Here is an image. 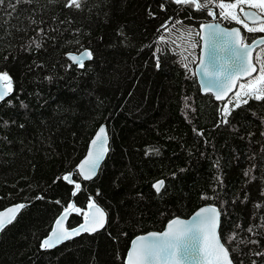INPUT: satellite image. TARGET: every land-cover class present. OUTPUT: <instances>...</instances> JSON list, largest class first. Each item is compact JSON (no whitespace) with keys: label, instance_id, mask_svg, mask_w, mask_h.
Segmentation results:
<instances>
[{"label":"trees","instance_id":"1","mask_svg":"<svg viewBox=\"0 0 264 264\" xmlns=\"http://www.w3.org/2000/svg\"><path fill=\"white\" fill-rule=\"evenodd\" d=\"M237 1L0 0L11 89L0 103V211L25 205L0 235V264H125L136 236L209 204L234 264H264V53L227 102L201 94L194 73L200 25L218 17L216 3ZM86 49L82 66L66 57ZM102 124L109 153L85 182L77 166ZM73 199L69 227L91 200L107 226L44 250Z\"/></svg>","mask_w":264,"mask_h":264},{"label":"water","instance_id":"2","mask_svg":"<svg viewBox=\"0 0 264 264\" xmlns=\"http://www.w3.org/2000/svg\"><path fill=\"white\" fill-rule=\"evenodd\" d=\"M75 2L78 0H74ZM185 2L191 0H175ZM243 20L249 25L264 22V16L253 8H244ZM200 54L195 76L201 94L211 95L217 102H226L241 82L258 73L255 52L264 46V35L245 42L240 26L227 27L213 17L200 25ZM67 59L82 66L92 59L86 49L69 52ZM11 94L9 84L0 74V103ZM110 135L102 124L89 142L85 156L77 166L80 178L89 182L95 179L109 153ZM72 181L71 175L67 176ZM163 181L155 184L160 191ZM24 204H14L0 211V235L18 217ZM79 212L74 199L53 223L52 229L42 240L46 251L53 250L85 234L102 231L108 222V213L96 201L87 205L85 217L76 226L69 227L71 214ZM222 214L215 204L198 208L188 218L174 217L162 231H151L136 236L126 253L125 264H234L230 252L222 241L220 228Z\"/></svg>","mask_w":264,"mask_h":264},{"label":"rangeland","instance_id":"3","mask_svg":"<svg viewBox=\"0 0 264 264\" xmlns=\"http://www.w3.org/2000/svg\"><path fill=\"white\" fill-rule=\"evenodd\" d=\"M215 5L218 9V11L216 12L219 16L218 19L220 20V22L222 21L229 24L242 25L246 30V34L256 32L264 33V25H258L253 27L248 24H245L239 14V11L245 7H254L256 9L258 7L261 12H264V0H238L235 4L232 3L229 6H224L221 3H216ZM263 53L264 50H259L256 55V58L259 57L258 55L261 56V54Z\"/></svg>","mask_w":264,"mask_h":264},{"label":"flooded vegetation","instance_id":"4","mask_svg":"<svg viewBox=\"0 0 264 264\" xmlns=\"http://www.w3.org/2000/svg\"><path fill=\"white\" fill-rule=\"evenodd\" d=\"M259 13H260L261 15H264V13H261L260 10H259ZM244 23H245V22H244ZM262 25H264V23H262ZM240 26H241V28H242V30H243V33H244V35H245V37H246L247 42H251L252 40H254L255 38H257L258 36L264 35L263 32H256V33H248V34H246V30L244 29V27H243L242 25H240ZM253 27H255V26H253ZM247 37H249V38H247ZM250 38H251V39H250Z\"/></svg>","mask_w":264,"mask_h":264},{"label":"bare ground","instance_id":"5","mask_svg":"<svg viewBox=\"0 0 264 264\" xmlns=\"http://www.w3.org/2000/svg\"><path fill=\"white\" fill-rule=\"evenodd\" d=\"M212 20H213V18H212V19H210V20H208V21H212ZM208 21H207V22H208ZM258 71H259V67H258ZM194 73H195V72H194ZM195 77H196V76H195Z\"/></svg>","mask_w":264,"mask_h":264}]
</instances>
